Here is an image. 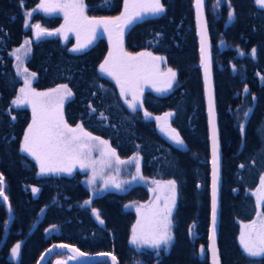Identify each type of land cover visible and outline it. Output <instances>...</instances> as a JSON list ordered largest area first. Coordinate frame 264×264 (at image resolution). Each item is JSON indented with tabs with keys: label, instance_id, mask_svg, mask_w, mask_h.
<instances>
[{
	"label": "trees",
	"instance_id": "obj_1",
	"mask_svg": "<svg viewBox=\"0 0 264 264\" xmlns=\"http://www.w3.org/2000/svg\"><path fill=\"white\" fill-rule=\"evenodd\" d=\"M161 3L163 13L141 17L125 28L123 48L132 55L150 52L163 57L164 67L176 72L175 82L167 92L141 85L143 91L133 111L121 98L117 84L99 71L109 52L108 37L75 53L57 35L35 40L32 25L55 31L63 19L37 13L39 0H0V174L13 213L0 264H35L54 243L88 254L113 252L119 264H209L208 131L192 0ZM84 4L90 18L111 19L124 11V0H84ZM205 13L222 152L219 256L221 264H264V256H247L239 243L241 225L256 218L252 193L264 175V138L258 132L264 128V9L255 0H206ZM26 40L30 52L25 67L35 73L32 89L44 92L67 84L73 96L63 105L65 122L70 127L81 124L86 132L108 141L119 159H139V182L121 192L108 190L91 197L78 172L38 174L34 160L20 151L31 112L12 104L20 87L13 53ZM248 109L251 112L244 117ZM166 113L173 114L170 125L183 140L180 146L158 130L155 118ZM240 124L245 125V136ZM154 180H175L177 185L171 216L174 239L167 251L137 249L130 243L137 221L131 206L149 200L148 183ZM33 187L38 189L35 197ZM6 221L0 202V241ZM17 243L21 247L14 262L10 253Z\"/></svg>",
	"mask_w": 264,
	"mask_h": 264
},
{
	"label": "snow or ice",
	"instance_id": "obj_2",
	"mask_svg": "<svg viewBox=\"0 0 264 264\" xmlns=\"http://www.w3.org/2000/svg\"><path fill=\"white\" fill-rule=\"evenodd\" d=\"M255 4L264 8V0H255ZM37 7L47 15L62 12L65 23L55 31H48L41 27L40 24L32 25L31 27L36 38L59 34L67 39L66 33L73 31L77 35V45L71 51L79 52L93 42L98 35V28H102L103 33L108 34L110 48L108 55L99 66V71L115 80L120 89L121 98H125L129 94L131 95V100L124 99L129 109L136 110L139 102L138 93H142L143 91L141 82L147 78L156 75H162L164 77L163 86L155 87L154 89L157 92H167L172 87L176 72L169 68L166 73H158L159 64L163 61V57L152 56L150 52H141L132 55L125 52L123 48V33L125 28L139 19L142 14L151 13L156 15L163 13L165 8L161 0H147V2L145 0H124V11L119 16L111 19L88 17L85 14L86 6L84 0H40ZM195 7L197 10V22L200 27V63L204 69L205 91L208 95L209 102V127L212 141L211 228L209 229L208 239L210 243L208 250L212 254V264H220L216 247L217 191L220 177V157L215 111L210 88L211 63L207 49V30L202 24L204 0H195ZM26 15L30 17L32 13L28 12ZM231 16L232 13L230 12L229 18ZM25 26H28L27 22ZM81 31L90 32V35L83 42L79 38ZM113 31L116 33L115 40L113 39ZM22 51L24 55L30 52V41L26 40L20 48L14 50L13 55L21 63L23 62L20 55ZM255 51V49L252 50L253 56H255ZM145 57L150 58V62L145 61L143 59ZM24 72H27L26 68ZM32 77H35V73H30L29 77L25 78V87L20 89V94L12 101V104L17 107L29 105L32 108V122L28 125L24 133L20 151L27 153L35 159L39 165L40 175L49 173L58 174L61 172L71 174L73 168L78 164L81 169L92 168L93 174L88 180V184L92 185L96 181V165L98 163L102 166L100 169L102 171L103 167H111L113 157L117 165L129 162L121 161L116 155L115 150L108 146V141L101 140L100 137L86 132L81 124L70 127L65 122L63 105L65 100L73 96V92L67 84H61L46 92H37L31 88ZM244 91L247 92L248 89L245 88ZM253 100H255V97H253ZM140 106L142 107V104ZM250 112L251 109H248L243 113V116L248 117ZM150 115V113L145 112V116ZM172 115V113H166L165 117H156L155 119L161 131L165 132L170 140L177 145H182L183 140L174 128H171L167 124H159L161 120ZM101 116L103 117V113H101ZM239 128L241 135L245 136V125L240 124ZM258 132L264 138V128L258 129ZM99 145L104 146L101 155L105 158L101 161H96L92 159V153L98 149ZM241 167L244 166L241 165ZM136 170L137 175H139L140 167L138 160ZM117 172H119L118 168ZM152 183L156 184V188L150 189V191L157 193L156 198L149 205H140L137 207L138 219L132 227L130 243L137 247L147 246L152 249H161L163 247L167 251L174 239L171 231V215L173 207L176 204L177 185L175 180H168L163 184L154 180ZM104 187L120 189L122 183H117L114 180H106ZM37 191V188H32L33 194ZM252 195L256 197V218L249 224L241 225L239 243L244 254L255 258L264 256V211H262V206H264V175L260 176V185ZM0 198H2L4 204L8 203L2 174H0ZM162 198L164 203L161 207L159 206V201ZM88 203L90 201H85V204ZM142 209H145V211L142 212ZM9 211H11V208H9ZM92 211L96 219L103 224L104 221L100 219L99 212L96 209ZM20 247L21 245L17 243L11 248L10 255L13 259L18 257ZM55 247L68 248L71 252L78 251L65 244L56 245ZM202 251H204L203 248ZM80 255H83V253H80ZM102 255L108 254L105 253ZM69 259H76V257L70 256ZM111 260L112 264H117V258L115 256H112ZM57 264H66V262L57 261Z\"/></svg>",
	"mask_w": 264,
	"mask_h": 264
},
{
	"label": "rangeland",
	"instance_id": "obj_3",
	"mask_svg": "<svg viewBox=\"0 0 264 264\" xmlns=\"http://www.w3.org/2000/svg\"><path fill=\"white\" fill-rule=\"evenodd\" d=\"M145 2H147V0H145ZM39 3H40V0H39ZM258 6V5H257ZM259 7V6H258ZM261 8V7H260ZM264 9V8H263ZM36 12L41 14V15H44L46 17H60L63 19V24L65 23L64 21V16H63V13L62 12H57V13H54V14H51V15H47L45 14L43 11H40L37 7L36 9ZM153 14L151 13H148V14H142L141 17H147V16H152ZM140 17V18H141ZM62 24V25H63ZM31 32H32V36L33 38H35L34 36V33H33V30H32V27H31ZM97 32H98V35L96 36V38L93 40V42L91 44H93L98 38L100 37H108V34L106 33H103V29L102 28H98L97 29ZM115 33V31H113V34ZM67 35V39L63 38L61 35L57 34V37L61 40V42L64 44V45H68L69 47V50L71 51L72 48H74L76 45H77V35L75 32L73 31H69L66 33ZM90 35V32H87V31H81L80 33V41L83 42L85 40V38L87 36ZM45 38L47 36H41V38ZM109 40V39H108ZM90 44V45H91ZM89 46V45H88ZM86 49V48H85ZM84 50V49H83ZM82 50V51H83ZM73 52V51H71ZM81 52V51H79ZM75 53V52H74ZM21 57H22V63L21 62H18L15 58V55H13L14 57V61H15V71L17 73V76H18V79L20 81V87L18 89V93H17V96L20 94V89L25 87V84H24V81H25V78L26 77H29V74L30 72L27 70V72H24V69L26 68L25 67V62H26V58H27V55H24L23 51L20 53ZM145 61H148L150 62V58H143ZM167 68L164 67L163 65V61L160 62L159 64V69H158V73L160 74H163V73H166L167 72ZM18 72L20 73L18 75ZM105 75V74H104ZM109 77V76H108ZM111 78V77H110ZM34 79L35 77H32L31 78V88H32V84L34 82ZM112 79V78H111ZM113 80V79H112ZM163 80H164V77L162 75H156V76H152V77H149L147 78L146 80L142 81L141 82V85L144 86L145 88L146 87H150L152 90L155 89V87H161L163 86ZM115 82V80H113ZM174 82L175 80L173 81V85H174ZM116 83V82H115ZM172 85V87H173ZM155 91V90H154ZM46 92V91H44ZM71 98V97H70ZM68 98L67 100H65L64 104L70 99ZM126 99H132L131 95H127L125 97ZM124 98V99H125ZM14 107L16 108H27L29 109V111L31 112V122H32V108L29 106V105H22V106H15L13 105ZM161 117H165V115L161 116ZM171 117V116H170ZM170 117H166L165 119L161 120L159 122L160 125H165L167 124L168 126L171 127L170 125ZM156 124H157V127H158V130L160 132V134L162 136H164L165 138H167L169 141H171L172 143H174L172 140L169 139V137L165 134V132H162L161 129H160V126H158V122L156 120ZM172 128V127H171ZM94 143H98V142H94ZM175 145H177L176 143H174ZM177 146H180V145H177ZM104 150V146L103 145H99L98 149L97 150H94L93 153H92V159L93 160H96V161H101L103 160L105 157H103L101 155L102 151ZM27 154V153H25ZM28 155V154H27ZM29 156V155H28ZM31 157V156H29ZM33 159V157H31ZM34 162L36 163L35 159H33ZM121 160V159H120ZM137 160L139 161V159L137 158H132V159H129L127 161H129L128 163H125V164H119L117 165L116 164V161H115V158L113 157L112 158V165L111 167H103V170L100 171L101 169V165L98 163L96 165V169H97V176H96V181L94 184L92 185H89L88 184V180L92 177V174H93V170L92 168H87V169H81L79 167V165L77 164L76 167L73 168V171L71 174L75 173V172H78L80 173L82 176H83V184L84 186L88 189V191L90 192V196L91 197H95L97 195H100L108 190H112V191H117V192H121L123 191L126 187H128L129 185L137 182L140 178L139 175H137V170H136V164H137ZM121 161H124V160H121ZM36 166L38 168V174L40 172V169H39V165L36 163ZM117 168L119 169V172H117ZM59 175H71V174H68V173H65V172H61V173H58ZM58 174H53V173H49V174H46V175H40V176H47V175H58ZM135 177V179H134ZM106 180H114L115 182L117 183H122V187L120 189H116L114 187H107L105 188L104 187V182ZM130 181V182H129ZM153 182V181H152ZM152 182H149V187L150 189H154L156 188V184L152 183ZM161 184H163V182H161ZM33 193V192H32ZM156 195L157 193L153 192V191H150V198L149 200L146 202V203H142V204H136L134 206H131L132 209H134L137 213V207H139L140 205H149L151 204L152 201L155 200L156 198ZM33 196L35 197L36 196V193L33 194ZM163 198L159 201V206H163ZM145 211V209H142V212ZM137 219H138V214H137ZM137 222V221H136ZM136 224V223H135ZM241 232V231H240ZM132 236V235H131ZM133 247L137 248V249H149V250H154V251H159L160 249H152V248H148L147 246H140V247H137L136 245H133L131 244ZM163 248V247H162ZM161 248V249H162ZM10 258L16 262L18 257L13 259L10 255Z\"/></svg>",
	"mask_w": 264,
	"mask_h": 264
},
{
	"label": "water",
	"instance_id": "obj_4",
	"mask_svg": "<svg viewBox=\"0 0 264 264\" xmlns=\"http://www.w3.org/2000/svg\"><path fill=\"white\" fill-rule=\"evenodd\" d=\"M205 2L204 0V7H203V17H202V24L204 27H206L207 30V49L208 54L210 57V88H211V95H212V101H213V107L215 111V123H216V130H217V140L219 144V157H220V177L218 182V191H217V223H216V247L218 252V258L219 262L221 264L220 256H219V250L217 245V238H218V230H219V210H220V189L222 184V176H221V167H222V152H221V146H220V139H219V130L217 125V113H216V101H215V89H214V80H213V68H212V51H211V42L208 32V26H207V20H206V13H205ZM191 8L193 11V21H194V28H195V38L197 42V53H198V64L197 68L199 69L200 76H201V85H202V92H203V100H204V108H205V115H206V122H207V131H208V152H209V226H208V235H207V255H208V261L209 264H212V254L208 250V245L210 243L208 237H209V229L211 228V192H212V141H211V132L209 127V102H208V95L205 91V77H204V69L201 67L200 63V27L198 26L197 22V10L195 7V0H192ZM41 38V37H40ZM40 38H36L35 40H39ZM0 202L5 207L6 213H7V221L4 226V233L2 236V239L0 241V251L6 241L9 228L11 226V223L13 221V213L12 210L9 211L10 204L9 201L7 204H4L2 201V198H0ZM65 243H54L50 245L47 249H45L39 258L37 259L35 264H47L50 260H52L51 264H57V261H65L66 264H112L111 257L115 256L113 252H102V253H95V254H88L80 251L77 247L69 245L70 248L77 249V252H71L68 248H59L55 247L56 245H61ZM68 245V244H65ZM51 249V251H49ZM80 253H83V255H80ZM107 253L108 255H102ZM56 255H60L62 257L54 258ZM70 256H75L76 259H69ZM116 257V256H115ZM117 264H119L117 260Z\"/></svg>",
	"mask_w": 264,
	"mask_h": 264
},
{
	"label": "crops",
	"instance_id": "obj_5",
	"mask_svg": "<svg viewBox=\"0 0 264 264\" xmlns=\"http://www.w3.org/2000/svg\"><path fill=\"white\" fill-rule=\"evenodd\" d=\"M145 58H148V57H145ZM140 176V175H139ZM141 179V177L139 178V180ZM139 180L137 181V182H139ZM130 182V181H129ZM137 182H135V183H137ZM164 183V182H163ZM173 210H174V207H173ZM172 213H173V211H172ZM172 216V215H171Z\"/></svg>",
	"mask_w": 264,
	"mask_h": 264
}]
</instances>
